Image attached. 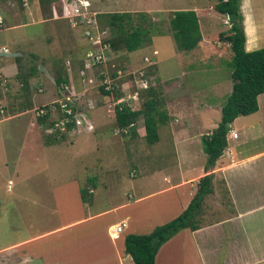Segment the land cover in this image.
Wrapping results in <instances>:
<instances>
[{"label": "crops", "instance_id": "obj_1", "mask_svg": "<svg viewBox=\"0 0 264 264\" xmlns=\"http://www.w3.org/2000/svg\"><path fill=\"white\" fill-rule=\"evenodd\" d=\"M122 1L121 5L129 8L136 3L135 0ZM191 3L184 11L195 12L201 41L197 49L183 55L184 64L188 69L196 62L228 64L232 57L229 44L219 40V34H225L226 30L214 29L218 21L221 26L225 25L227 17L215 11L216 0H195ZM38 5V0H0V15L4 24L0 32L5 33V40L0 41V52L13 55H0V108L3 107L0 113V143L6 142L8 147L9 144H16L18 137L24 134L27 143L23 150L32 154L51 152L56 147L93 150L100 148L101 144L108 149L115 137L112 131L115 115L108 114V105L106 107L103 102H107L109 97L102 94L97 99L99 104L91 108L97 109L95 116L99 120L93 117L92 120L96 128L94 133L98 134H83L71 146L49 145L41 135L42 125L38 123L34 110L58 98L56 79L59 75L64 74L66 84L79 93L81 83L77 70H73V66L72 70L71 67L67 68L66 60L74 62L82 50L76 46V34L68 28L66 21L57 19L55 15L53 18L40 16ZM240 12L246 37L245 51L264 48V0H240ZM30 26L38 29L26 33L24 28ZM71 32L73 41L68 37ZM72 47L78 52L67 53L66 57L60 54L62 60L59 61L61 49L70 50ZM154 51L158 56L159 51ZM224 55L228 56L227 60H222ZM22 59L27 62L25 65L21 64ZM212 71L217 73L220 68ZM215 85L219 84L212 86ZM176 87L183 94L188 91H184L179 84ZM257 102V112L239 116L229 125L227 147L210 172L214 176L213 193L204 201L209 199L212 203L211 200L220 199L227 204L229 211L213 222L200 223L198 218V229L195 231L183 229L178 232L158 250L154 264H264V94L258 96ZM190 103L192 108L181 114L180 122L171 118L180 112L167 103L171 130L167 133L174 144L173 149L181 151L180 156H174L169 165L167 161L162 165L152 163L150 170L146 169L141 175L135 174L133 180L128 181L120 175L111 176L107 179V185L97 175H92L97 179L87 204L81 200L77 180L84 169L79 173V178L70 179L72 185L59 184L48 191L45 185L41 188L46 177L39 176L36 178L39 190L26 191L4 202L8 209L12 207L15 214L21 209V213L26 215L28 227L25 236L18 234L13 241L0 244V264H134L125 253V237L128 234H148L156 226L178 217L196 193L199 180L206 175L204 165L207 156L202 151L201 138L210 135L219 124L220 120H213L212 113L220 114L221 119V104ZM195 126H199L196 128L198 131L190 134V137H177L180 131H191ZM162 127L158 128V135ZM1 131L6 133L5 138ZM233 133L237 134L236 139L232 138ZM159 142L160 135L155 146H151L157 149ZM156 154L152 153L154 157ZM158 173L162 175L161 180L156 176ZM89 177L91 175L82 176L81 179L87 182ZM156 178L159 180L157 188L147 191L146 185ZM217 181H221L218 188ZM124 182L129 190L122 200H117L116 207L94 211L96 192H102L105 197L114 196L116 188ZM155 214H163L164 217L156 222L151 220ZM201 217L204 218V215ZM100 220L102 222L96 224ZM119 223H124L122 232L112 238L113 228Z\"/></svg>", "mask_w": 264, "mask_h": 264}, {"label": "rangeland", "instance_id": "obj_2", "mask_svg": "<svg viewBox=\"0 0 264 264\" xmlns=\"http://www.w3.org/2000/svg\"><path fill=\"white\" fill-rule=\"evenodd\" d=\"M54 1V0H53ZM87 1L89 4L88 9H92L95 11L100 12V20L101 24L104 26L103 23H106L105 19L102 17L103 14H111V13H122V12H130L134 16V22H136V15L140 13L146 14L147 18L150 19L151 28H153L150 38V43H145L143 46L135 51L132 52L133 54L128 56L127 53L124 51L115 52L114 54H109L107 56L108 60L106 62L107 68H110L112 65L116 66V68H120L122 70H128L132 72H136L137 70L146 68V63L144 62L145 57H152V52L154 50L159 51V55L151 59V62L154 61L156 65L149 68V71L152 70L151 76L155 77V88L158 100V108L160 110H166L169 112L167 108V103L170 106H175L174 109L179 111L180 113H176L173 117V120L179 122L182 120L181 114L183 112L189 111L192 108L191 101L193 104H200L203 105L206 102L209 104H221L219 107H222L224 102L226 101L227 96L231 93L232 90V82L229 78L230 71L229 67L225 62L217 63L214 65L211 61L207 62H196L195 65L191 69L187 68V64H184L183 58L184 54L187 52L179 51L176 47L174 40L172 39V31L170 29V20L172 18V14L174 11H184V9H188L190 7L192 1L195 0H135V6L129 8L127 6L121 5L122 2L124 4L125 1L122 0H81ZM122 1V2H121ZM131 1V0H130ZM39 3V0H38ZM56 7V8H55ZM58 0H55L51 4H43L39 3L38 9L40 16L45 18H50V16L54 15L53 11H57V16L61 15L58 10ZM149 7V8H147ZM54 8L55 10H53ZM86 9V8H83ZM133 9L134 11H131ZM53 10V11H52ZM148 11V13H147ZM60 20V19H59ZM66 24L69 23V20L65 22ZM70 24V23H69ZM68 24V25H69ZM95 25V27H93ZM93 28L88 29V24L86 22H82L79 27L71 28L68 27L70 30H74L75 39L73 38V32L68 35L69 39L73 41L75 40L76 46L80 48L81 53L74 50L73 47L68 50L62 48L58 59L59 61L62 60L60 54L66 57L67 53L71 52H78L77 58L74 59V62H70V60H66V67L72 70H77V77L80 81V89L79 93L76 92L75 99L76 104L83 110L87 109L90 104H93L91 108L96 107L99 104L97 101L100 91L98 90V83H97V71H95L94 81L91 84H85L81 81L79 77L80 70L83 69V56L86 51L89 49V42L99 41L107 38V36L111 33L105 32L100 34L101 32L96 27V24L89 25ZM129 29V26H127ZM26 33L35 32L38 27L30 26L24 28ZM22 29V30H24ZM202 30H204L201 27ZM214 29L218 31V29H225L226 35L228 32V24L221 26V23L218 21L215 24ZM205 31V30H204ZM70 32V31H69ZM91 33L87 36L88 33ZM110 32V31H109ZM104 34V35H103ZM103 35V36H102ZM86 36L88 38H86ZM113 36L114 33H113ZM102 37V38H101ZM101 38V39H100ZM5 40V33L0 32V41ZM81 46V47H80ZM85 52H84V50ZM196 47L195 49H197ZM193 49V51L195 50ZM113 52V51H112ZM225 53H228L225 51ZM79 55V56H78ZM134 56V57H133ZM228 56L224 55L222 60H227ZM27 62L25 59H22L21 64L25 65ZM187 63V62H186ZM64 64V60L62 61ZM190 66V64H188ZM65 66V65H64ZM65 67V68H66ZM216 67L220 68V71L216 73L214 70ZM63 74V73H60ZM218 74V75H217ZM56 75V74H55ZM152 79V78H151ZM127 79L124 78L123 81ZM74 83V82H72ZM214 83L219 84L212 86ZM176 84H179L184 91L187 89V93H182L181 91L176 90ZM221 84H225L221 86ZM131 84L128 86V88ZM75 87V85H74ZM76 89V88H75ZM213 90V91H212ZM147 93L140 94V107H143L144 102L147 100ZM192 96L194 97L192 99ZM215 100H214V99ZM179 99V100H178ZM57 101V98L54 102ZM107 102H103L108 105L107 111H109V115L114 116V107H115V98H109L106 100ZM179 101L177 104L174 103ZM53 102V103H54ZM95 102L97 104H95ZM50 103V104H53ZM48 104V105H50ZM111 104V107L109 105ZM47 106V105H45ZM139 107V108H140ZM171 108V107H170ZM216 109V108H215ZM37 108L34 110V112ZM106 110V109H105ZM176 112V111H173ZM97 114V109L94 108L93 110H89V117L92 120H99ZM213 120H220V114L213 112ZM36 117V113H35ZM108 118V117H107ZM110 118V117H109ZM112 118V117H111ZM94 125V123H93ZM164 126L160 128V142L157 144L156 147H152L146 143L144 138V123L143 118L140 116L135 123L134 129L137 131V136H132V134H123L116 133L117 130L113 124L112 131L114 132L112 138V146H102L100 148H95L93 150L89 149H82L81 151L78 150H64L63 147H56L51 152L47 153H30L23 150V146L27 143L24 134L20 135L17 139L16 144H9L8 147L6 146V142L0 143V244H5L13 241L16 239V236L19 234L20 236H25V229H27V218L26 215L24 216L21 213V209L15 214L14 210L11 207V210L8 209L9 207L4 204V202H9L12 196H19L23 195L26 191H34L39 190V184L36 180L37 177H46L45 183H41V188L45 185L46 190L48 191L52 186L55 185H68L71 184L69 181L72 178H79V173L82 169V176L86 177V175H91L89 178H93L92 183L86 182L82 176L77 179L78 184H80V190H83L86 194L89 190H92L94 187V182H96L95 177L92 175H97L102 183L108 184L107 179L111 176L120 175L123 179L133 180V176L141 175L145 172L146 169L152 167V163L157 165L167 164L169 165L172 163L174 156H180V149L175 150L173 149V142L170 140V134L167 133L170 130V126L168 122ZM199 126H195L191 129V131H180L177 134V137L181 139L183 135L190 137V134L196 133ZM41 135L45 142H47V136L45 133V126H40ZM188 129V130H189ZM96 131V128H95ZM94 131V132H95ZM2 132V136L5 138V132ZM91 133L88 135L95 136L98 134ZM140 134V135H139ZM80 136H83L82 133L72 135L69 134L66 139L63 141H58V143H51V144H61L65 146H71L76 143V140ZM85 136V135H84ZM141 136V137H139ZM107 145L108 142H105ZM114 144V145H113ZM155 146V145H153ZM74 150L73 154L72 151ZM107 150V151H106ZM158 152V153H157ZM153 154H156L154 157ZM106 155V156H105ZM33 157V158H30ZM8 163V164H7ZM170 168H168L169 170ZM150 170V169H149ZM211 172V171H210ZM172 173V171H171ZM72 175V176H71ZM158 178L162 175L160 173L156 174ZM214 178V176H213ZM213 181V180H212ZM159 180L156 178L151 184L146 185L147 191H153L157 188ZM217 188L221 186V181H217ZM74 184V183H73ZM72 185V184H71ZM118 188H116V193L114 196H104L102 192L98 191L94 195L95 203H94V211H101V210H110L118 204L119 200L123 199V195L129 190V186L126 185V182L123 184H119ZM216 188V189H217ZM93 195V193H91ZM50 201V199H47ZM118 200V201H117ZM209 200V199H208ZM203 201L201 212L197 219L201 220L200 223L204 222H213L215 218H221L226 211H229L227 204L223 201L221 202L220 199L211 200L210 201ZM20 201V200H19ZM208 201V202H207ZM216 203V204H215ZM115 205V206H112ZM218 205V208L216 207ZM112 206V207H111ZM219 207L222 208L221 211ZM24 212V211H23ZM123 213V212H120ZM223 213V214H222ZM156 215V216H155ZM151 220H157L156 222L160 221L164 215L162 214H155ZM204 215V218L201 217ZM208 216V217H207ZM157 217V218H156ZM160 217V218H159ZM211 217V218H209ZM26 222V223H25ZM102 220L97 221L96 224L101 223ZM27 224V225H26ZM94 224V223H93ZM115 228V227H114ZM113 228V233H114ZM17 229V230H15ZM19 231V232H17ZM116 233V232H115ZM120 235V234H118ZM117 235V236H118ZM113 236V234H112ZM116 236V237H117ZM115 238V236L113 237ZM167 254V253H166ZM162 254V255H166ZM163 258V257H161ZM163 263L165 260H162ZM165 264V263H164Z\"/></svg>", "mask_w": 264, "mask_h": 264}, {"label": "trees", "instance_id": "obj_3", "mask_svg": "<svg viewBox=\"0 0 264 264\" xmlns=\"http://www.w3.org/2000/svg\"><path fill=\"white\" fill-rule=\"evenodd\" d=\"M54 1L39 0V3L41 5L51 4ZM57 8L60 13L61 0H58ZM214 9L219 14L225 15L227 23L224 24L230 25L227 35L224 33L219 34V40L228 43L232 53L231 60L227 64L230 71L232 90L221 107V119L216 129L210 135L201 138L202 151L207 156L204 165L206 175L199 180L196 193L187 208L178 217L166 224L156 226L148 234H128L125 237V253L131 257L134 264H154L158 250L169 239L183 229H189L190 231L198 229L197 217L201 212L202 203L208 195L213 193V174L210 171L227 147L226 138L230 130L229 125L239 116H248L257 112V98L259 95L264 94V48L252 52L245 51L246 37L242 25L243 17L240 12V0H216ZM99 15L100 30L112 34V36L109 34L103 40L104 43L109 45L112 54L120 51L129 54L140 49L143 44L151 42L150 35L153 28H151L150 19L147 18L146 14H137L136 22H134V16L130 12L103 14L102 17L106 21V23H103L104 26L101 24ZM169 24L172 39L179 51L190 52L198 47L201 35L195 12L174 11ZM127 26H129V29ZM113 33L115 36H113ZM66 83L64 74L59 75L56 79L58 87ZM98 90L104 96L112 99L118 98L116 94L106 92L103 88ZM143 93H147V100L139 110L130 111L127 108L121 110L115 108L114 126L116 130L127 129L132 136H137L134 127L137 119L141 116L144 123L146 143L154 145L159 141L158 128L165 125L169 117L166 110L158 108L159 103L155 88L150 87ZM1 109L3 110V107ZM36 118L38 123L45 126V128L51 124L47 120L48 116ZM46 136L47 144L58 143L55 135ZM64 139L62 137L59 141ZM87 182L92 183V178H89ZM80 194L82 202L87 204L92 195L89 194V191L85 194L83 190H80Z\"/></svg>", "mask_w": 264, "mask_h": 264}, {"label": "built area", "instance_id": "obj_4", "mask_svg": "<svg viewBox=\"0 0 264 264\" xmlns=\"http://www.w3.org/2000/svg\"><path fill=\"white\" fill-rule=\"evenodd\" d=\"M88 7L89 4L87 1L61 0V15L56 17V11H54V15L57 19L64 21L69 20L70 24L68 23V26L70 27L71 25V28L77 29L82 22H86L88 24V29L95 27V25L93 27L89 25L96 24V27L98 26L101 32L100 34H105L106 31H101L99 28V12L95 10L92 11V9H88ZM1 28H3V19L0 15V29ZM90 34L89 32L87 36ZM87 36L86 38H88ZM103 40H92V42H89L91 45L83 57L85 64H83V69L79 72V77L83 83L91 84L95 80V71H97L98 88H103L106 92L118 96V98H115L114 110L115 108H119V110L127 108L130 111H137L140 107V94L155 85V77L151 76L152 70L149 71V68L153 67L155 63L151 62V58L145 57L144 62L146 63V68L137 70L136 72L122 70L116 68L114 65L110 67L111 69L107 68V56L111 54V51L109 45L104 43ZM156 55L157 52L153 51V56ZM124 78L127 80L123 81ZM130 84L131 86L128 88ZM57 94L58 98L56 102L47 106H42L35 112L36 117L48 116L47 120H49L51 124L46 127V135H55V138L59 140L62 137H67L69 134L93 133L95 126L89 117L91 105L85 110L81 109L79 105L76 104L75 90L68 84L60 85ZM2 112L3 110L0 108V113ZM118 132L127 134L128 131L127 129H118L116 133ZM232 138L236 139L237 134L233 133ZM123 227L124 223L119 224L112 238L114 236L116 238V236L122 232Z\"/></svg>", "mask_w": 264, "mask_h": 264}, {"label": "clouds", "instance_id": "obj_5", "mask_svg": "<svg viewBox=\"0 0 264 264\" xmlns=\"http://www.w3.org/2000/svg\"><path fill=\"white\" fill-rule=\"evenodd\" d=\"M98 12V11H97ZM5 52V51H4ZM152 54H153V52H152ZM154 57H157V55L156 56H153L152 55V57H151V59L152 58H154ZM148 58H150V57H148ZM152 62H154V61H152ZM155 63V62H154ZM155 65H156V63H155ZM93 122V121H92ZM127 134H128V132H127ZM231 136H232V134H231ZM92 193V190H89V194H91ZM92 195V194H91ZM119 224H122V223H119Z\"/></svg>", "mask_w": 264, "mask_h": 264}, {"label": "water", "instance_id": "obj_6", "mask_svg": "<svg viewBox=\"0 0 264 264\" xmlns=\"http://www.w3.org/2000/svg\"><path fill=\"white\" fill-rule=\"evenodd\" d=\"M0 55H4V56H13L12 54L7 53V52H4V51L0 52Z\"/></svg>", "mask_w": 264, "mask_h": 264}, {"label": "bare ground", "instance_id": "obj_7", "mask_svg": "<svg viewBox=\"0 0 264 264\" xmlns=\"http://www.w3.org/2000/svg\"><path fill=\"white\" fill-rule=\"evenodd\" d=\"M117 228H118V226H116V227L114 228V232H116Z\"/></svg>", "mask_w": 264, "mask_h": 264}]
</instances>
